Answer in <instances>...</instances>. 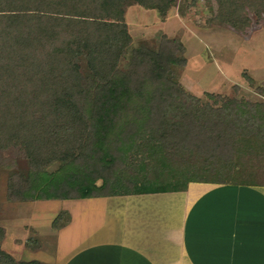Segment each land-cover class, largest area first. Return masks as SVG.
Returning <instances> with one entry per match:
<instances>
[{
  "label": "trees",
  "instance_id": "trees-1",
  "mask_svg": "<svg viewBox=\"0 0 264 264\" xmlns=\"http://www.w3.org/2000/svg\"><path fill=\"white\" fill-rule=\"evenodd\" d=\"M128 1L163 21L179 0H0V149L18 145L34 169L23 201L178 193L189 183L264 186V92L258 101L210 92L206 101L180 98L178 126L190 129L179 142L173 129L159 130V111L167 114L180 90L161 61L184 59L177 46L131 47ZM216 3V23L239 32L252 27L249 15H264V0ZM127 54L133 68L120 71ZM51 161L64 163L62 174L41 171ZM64 213L54 229L67 225L58 222ZM4 235L0 227V246ZM0 264L47 263L0 247Z\"/></svg>",
  "mask_w": 264,
  "mask_h": 264
},
{
  "label": "crops",
  "instance_id": "crops-1",
  "mask_svg": "<svg viewBox=\"0 0 264 264\" xmlns=\"http://www.w3.org/2000/svg\"><path fill=\"white\" fill-rule=\"evenodd\" d=\"M134 7L140 6L130 4L124 14L126 24L130 23V18L136 20L137 24L132 27H143L149 12H156L154 9L146 12L142 7L133 10ZM170 15L163 21L155 17L156 26L161 27L158 28L161 39L176 38L182 27L190 29L181 19ZM211 25L196 30L195 35L192 29L183 34L182 67L184 76L191 81L189 86L214 92L207 89L210 85L204 84L206 75L210 70L217 74L222 72L218 54L223 51V57L227 50L230 58L224 57L228 59V68L231 69L235 56L242 55L246 66L236 72L240 76L247 75L254 86H264V21L256 27L252 22L246 33ZM205 50L210 53L208 59L203 58ZM238 82L232 86L229 81L227 87L223 85L224 89L219 90L230 92L233 87L243 88L242 81ZM254 95L263 98L255 91ZM68 201H74L70 208H61L49 218L45 217L49 233L39 231V221L44 222L41 221L43 211L39 213L42 208L32 217L34 222L38 220L35 234L47 235L37 241L55 239H52L53 252L42 250L40 240L30 249L32 253H27L24 249L27 240L20 246L18 239L9 238L10 232L16 229L13 224L5 227L8 236L1 242V250L19 260L47 264H264V188L191 183L178 193ZM78 208H83L82 213L87 214L88 226L86 220L83 227L76 224ZM105 210L111 212L108 213L110 218ZM61 211L69 214V220L64 227L54 229L52 222ZM91 215L100 218L101 226H97L99 222L92 224ZM18 228V233L25 230L24 226ZM26 255L32 259L24 260Z\"/></svg>",
  "mask_w": 264,
  "mask_h": 264
},
{
  "label": "rangeland",
  "instance_id": "rangeland-1",
  "mask_svg": "<svg viewBox=\"0 0 264 264\" xmlns=\"http://www.w3.org/2000/svg\"><path fill=\"white\" fill-rule=\"evenodd\" d=\"M130 4H132L131 1H128L126 3V6L128 7ZM134 8L136 9H133V10H139L141 7H134ZM143 10H145L146 12L152 11L149 9H143ZM171 12H172V15H170ZM218 14L219 12H218V5L216 3V0H179L178 1L177 5L171 9V11L166 17H168L169 15L175 18L177 17L181 19L183 22H185V25L187 24L190 27L189 30L186 26L184 27V29L182 27L181 32L177 34L176 38H174L175 40L181 41L183 48H184L182 52H180L181 50H180V46L178 45V42L175 45L171 44L172 41H175L174 39L165 40L164 37L162 39L160 38L159 31H158V28L160 27V25L158 24L159 26H156L158 20H156L155 17L157 16L159 20H161V18L159 17V13L157 10L156 12H149L146 20L144 21L145 24L143 25V27H132L136 25L137 23L135 19L130 18V23H129L130 25L129 24H126V25L128 26V30L132 37L131 47L135 48L140 45H144L147 48L158 50L161 47L177 46L179 47V50L177 51L178 54L176 58L179 61L181 59L183 60L184 59L183 54L185 55V47L183 44L184 32L193 31V34L195 35V31L198 29H203V28L212 26L211 24L219 25L215 21V17ZM137 16L138 15H136V18ZM249 17L251 18L254 24V27L260 26L261 21H264V15L258 18L255 15L251 14L249 15ZM191 29L192 31H190ZM205 52H206V55H203V58L208 59L210 56V53L208 50H205ZM227 52H225V55H227V58L228 57L230 58V54ZM223 53H224L223 51H219V54H218L220 55L218 64L220 65L222 72L220 74H217L215 71L210 70L209 75H206V82L204 84L207 86L210 85L209 87H207V89L210 91H214L210 93H216V94H220L223 96H228L230 98H234V96H236L237 98H244L250 101L261 100L260 97H258L257 95H254V91L257 92V90L258 91L262 90V92H264L263 90L264 86L263 85L254 86L243 78L245 74H243V76H240L239 73H237L238 70L246 66L245 62L241 59L243 58V56L239 54L235 56V61L233 64L231 63V69H230L227 66L226 60L228 59L224 57L225 55L222 57ZM233 56L234 54L231 56V58ZM81 61L82 62H81L80 73L82 77V83L88 89L90 88L91 86L90 82L92 81L90 77L91 76L90 69L87 64V60L85 58H83ZM183 64L184 62L177 63V65H175L171 62H168L167 59H162L161 61V65L164 68H167L169 70V75L175 81L178 82V86L180 87V90L176 98L170 101V104L168 105L169 111L167 112V114H162L159 111L156 121H155L159 130L161 131L173 129L174 130L173 133L169 132V134L172 137L174 136L173 139H175L178 142L181 139L180 137L185 135V132H187L185 128L190 129L191 127V125H187V124H184L185 128L181 127L182 125L178 126L179 119L184 120L183 117H181L184 110L181 107L183 105V102L179 101L180 98L188 99L190 96H194L196 98H200L205 101L208 100L207 91L198 89L197 87L195 88V87L189 86L191 84V81H189V79L187 80V77L184 76L183 74V70H184V67H182ZM132 68H133L132 58L130 55L127 54V56L124 57L120 65V71L121 70L125 71V70H129ZM241 77L242 79H240ZM234 79H236L237 81H235ZM229 81H231L230 84H232V86L236 82L242 81L243 88L235 89L233 87V90H231L230 92L229 91L223 92V90H219V89H224L223 85L227 87L229 85ZM223 83H226V84H223ZM161 121L165 123L162 124ZM63 166H64V163L62 161H51L49 163H46L42 167L41 171L46 173L47 175H53V174L59 173ZM32 172H34V169L30 165L29 160L26 158V154L24 150L21 149L18 145L17 146L10 145L9 147L0 149V227L5 230V235H4V239H5L8 236V232L6 231L7 228L5 227L7 226V224H10V225L13 224L14 228L16 229H13L10 232L9 238H11V240L18 239L17 243H19L20 246L22 245L21 243L27 240L24 246V249L27 250V253H32L30 249L33 248L37 243H39L40 240H41V243L39 244H40V247L42 244V247H43L42 250H46L47 252H53L54 250L53 240L55 239L52 238L53 239L52 240L50 237H48L47 239L45 238L46 241L44 239L43 240L40 239L39 241H37L38 238H40L41 236L44 238V236H47V235H45L44 233H42L40 237L38 236L39 234L36 235L35 234L36 227L39 225L41 227L39 231H42V232L47 231V233H49V228H47L49 225L45 217L49 218L51 215L54 214V212H57L59 209L62 210L61 208H65L67 210L68 208L72 206L71 204L74 203V201L72 202L68 200H75V199L66 200L68 201V203H65L66 201H57V200L55 201H47V200L23 201L24 197H22L20 193L22 189L25 186H27V184L30 183ZM59 174H62V173H59ZM42 176L44 175L39 176L38 182H41L43 180ZM260 181L264 183V178H262ZM190 184L191 183H189L186 186V189L189 187ZM253 187L264 188V186H253ZM120 197H123V196H120ZM108 198H112V197H108ZM105 202L111 203V202H116V201H105ZM40 208L42 209L39 211ZM37 211H39V213L43 211V217L41 218L42 219L41 221H44V222L39 221L38 225H36V222L38 223V220L34 222L32 218L34 216V212L36 213ZM83 211H84L83 208H80V209L78 208L77 216L75 214L76 224H78L79 227H83L85 226V224L88 226L87 214L84 215L82 213ZM108 211L105 210L106 214L108 213L111 214L113 209H110L111 212L110 211L108 212ZM61 212L59 213L61 214ZM110 217L111 215H109V218ZM68 218H69V214L65 212L64 215L61 217V219L58 221L59 224L64 225L66 222H68ZM84 220H86L85 224H84L85 222ZM112 220L116 222L115 218L114 219L112 218ZM9 221H11V223H9ZM91 222L92 224H97V222H99L97 226H101L100 218L98 217H96L95 219L91 215ZM22 226L25 227V230H23L22 232L23 234L18 233L19 231H17L19 230L18 227H22ZM31 227L33 228V230H31ZM28 232H30L31 234H29ZM23 259L28 260V259H32V257H30L29 255L28 256L26 255L25 258Z\"/></svg>",
  "mask_w": 264,
  "mask_h": 264
}]
</instances>
